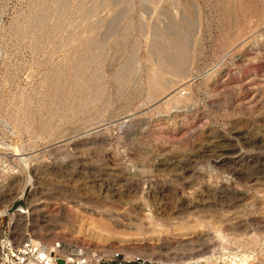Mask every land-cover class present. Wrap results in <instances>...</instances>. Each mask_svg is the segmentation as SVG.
<instances>
[{"label":"rangeland","instance_id":"obj_1","mask_svg":"<svg viewBox=\"0 0 264 264\" xmlns=\"http://www.w3.org/2000/svg\"><path fill=\"white\" fill-rule=\"evenodd\" d=\"M0 157L19 236L264 264V0H0Z\"/></svg>","mask_w":264,"mask_h":264},{"label":"built area","instance_id":"obj_2","mask_svg":"<svg viewBox=\"0 0 264 264\" xmlns=\"http://www.w3.org/2000/svg\"><path fill=\"white\" fill-rule=\"evenodd\" d=\"M4 170L0 157V183ZM31 214L30 207L19 203L14 213L6 215L10 218V223L0 233V264H58L60 259L64 264H165L138 252L116 251L105 255L92 252L84 245L63 240L47 244L29 231L19 236L17 229L21 223L18 218L22 217L20 220L25 221ZM26 227L29 229L30 225Z\"/></svg>","mask_w":264,"mask_h":264},{"label":"bare ground","instance_id":"obj_3","mask_svg":"<svg viewBox=\"0 0 264 264\" xmlns=\"http://www.w3.org/2000/svg\"><path fill=\"white\" fill-rule=\"evenodd\" d=\"M171 25H172V24H171ZM161 88H162V86L159 85V86H158V89H161ZM179 89H180V88H179ZM170 94H171V93H170ZM170 94H169V95H170ZM166 96H167V95H166ZM29 175H30V174H29ZM28 178L30 179L31 176H29ZM0 215H1V216H3V215L6 216V215H8L7 210H6V209H5V210H0ZM11 219L13 220L14 218L11 217ZM19 219H23V218H22V217H19ZM18 222H19V221H18ZM94 226H95V227H98V224H96V225H94ZM88 232L91 233V234H93L94 236H100V233L97 232V231H95V230H90V229H89ZM232 262H233V261H232Z\"/></svg>","mask_w":264,"mask_h":264}]
</instances>
